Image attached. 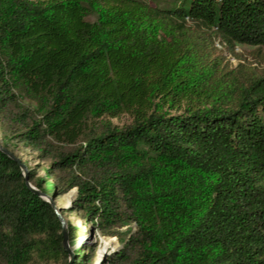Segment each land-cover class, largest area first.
I'll use <instances>...</instances> for the list:
<instances>
[{
    "label": "trees",
    "instance_id": "1",
    "mask_svg": "<svg viewBox=\"0 0 264 264\" xmlns=\"http://www.w3.org/2000/svg\"><path fill=\"white\" fill-rule=\"evenodd\" d=\"M187 25L262 48L264 0H0V144L55 203L77 189L62 214L128 226L105 264H264V70L214 101ZM0 264H70L55 208L1 149Z\"/></svg>",
    "mask_w": 264,
    "mask_h": 264
},
{
    "label": "rangeland",
    "instance_id": "2",
    "mask_svg": "<svg viewBox=\"0 0 264 264\" xmlns=\"http://www.w3.org/2000/svg\"><path fill=\"white\" fill-rule=\"evenodd\" d=\"M167 27L166 30L176 29L175 26L170 24ZM183 31L188 33L190 38L188 44L191 47V55L206 63L207 88L212 91V99L218 103H236L240 89L249 82V79L260 75L264 70V47L226 46L220 41V36L211 35L209 32L205 33L196 27L190 28L189 25ZM178 32L179 30L176 29V33ZM207 100L210 101L211 98ZM1 137L0 134V139ZM24 158L30 166L38 167L40 165L39 175L45 174L48 162L39 161L35 158V154L30 151L24 155ZM72 191H75V189L65 195H60L56 205L62 209H67L76 195L75 192L72 194ZM63 216L71 225L77 227L78 235L69 240V245L73 249L80 247L83 242L89 246H96L92 264L107 263V256L122 248L121 237L128 235V226L120 228L119 235H105L100 229L91 232V225L85 223L82 218L74 213L64 211ZM111 239L112 241L108 243L105 249L107 241Z\"/></svg>",
    "mask_w": 264,
    "mask_h": 264
},
{
    "label": "water",
    "instance_id": "3",
    "mask_svg": "<svg viewBox=\"0 0 264 264\" xmlns=\"http://www.w3.org/2000/svg\"><path fill=\"white\" fill-rule=\"evenodd\" d=\"M0 149L3 150L4 152H6L10 157H12L15 161H17L23 170V173L25 175L26 178V182L28 184V186L35 191L37 194H39L40 196H42L44 199H46L47 201H49L53 207L55 208V212L62 224V228H63V245L64 248L69 252L70 254V264L72 263L73 259H74V251L73 248L69 245V232H68V227H67V222L62 214V208L58 207L55 203V200L52 196L40 191L38 188H36L35 186L32 185V183L29 181V177L27 175L28 173V167L26 166V164L22 163L21 160L14 154L12 153L10 150H8L7 148L3 147L0 144ZM75 192V194L77 193V189L75 188V191H72L71 193L73 194Z\"/></svg>",
    "mask_w": 264,
    "mask_h": 264
},
{
    "label": "bare ground",
    "instance_id": "4",
    "mask_svg": "<svg viewBox=\"0 0 264 264\" xmlns=\"http://www.w3.org/2000/svg\"><path fill=\"white\" fill-rule=\"evenodd\" d=\"M112 241V239L111 240H109V241H107V244H106V246H105V249H106V247H107V245H108V243H110ZM112 247V246H111ZM102 251H103V249H102Z\"/></svg>",
    "mask_w": 264,
    "mask_h": 264
}]
</instances>
